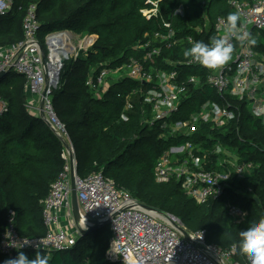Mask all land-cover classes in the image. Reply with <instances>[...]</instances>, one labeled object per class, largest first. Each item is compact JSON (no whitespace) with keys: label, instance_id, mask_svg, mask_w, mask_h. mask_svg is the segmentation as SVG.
<instances>
[{"label":"trees","instance_id":"1","mask_svg":"<svg viewBox=\"0 0 264 264\" xmlns=\"http://www.w3.org/2000/svg\"><path fill=\"white\" fill-rule=\"evenodd\" d=\"M230 1L14 0L13 9L0 16V47L22 40L23 19L31 4L37 5L38 36L44 47L46 35L52 31L68 29L78 35H96L91 47L81 50L77 58L65 60L60 87L52 94L57 118L74 150L77 174L85 177L102 171L140 203L172 213L192 231L205 230L208 242L224 249L236 245L240 250L239 231L264 217L263 122L251 115L245 101L231 99L238 104L237 118L226 126L200 121L190 135L169 127L198 113L208 100L222 101L207 81V71L202 66L183 63L190 58L184 57L183 52L192 46L190 38L206 44L212 37L219 38L217 18L227 19L229 13H236ZM152 2L158 3L157 13L145 16L143 10L152 9ZM166 23L171 24L175 36L162 41L156 34H169ZM199 27H203L202 31ZM147 41L151 48L162 47L145 63L146 71L153 75L152 82L145 83L126 74L103 91L97 92L87 85V80L104 68H119L131 59L142 60L146 50L137 49V45ZM256 47L264 50V33ZM172 72L176 73L178 83L193 75H199L200 82L190 87L181 108L166 119L165 125V120L152 119V106L144 99L159 83L160 73ZM25 81L23 75L15 72L0 81V98L9 105V111L0 115V240L11 218L22 236L39 237L46 233L43 201L67 163L63 138L45 117L30 110ZM128 105L132 107L127 108ZM189 141L201 158L204 155L199 148L211 149L221 143L236 150L238 162H252L255 167L242 178L233 177L221 197L197 203L179 181L162 183L155 177L158 157ZM180 156L185 157L186 153H171L173 161ZM204 166L225 168L212 167L209 159H205ZM228 203L246 210V218L236 223L229 216ZM96 232L89 235L91 238L80 237L73 247L65 250L0 253V264L15 258L18 252H24L29 259L41 252L48 256L49 264H127L106 259L110 229L98 236L94 235ZM235 259L247 263L241 250Z\"/></svg>","mask_w":264,"mask_h":264},{"label":"built area","instance_id":"2","mask_svg":"<svg viewBox=\"0 0 264 264\" xmlns=\"http://www.w3.org/2000/svg\"><path fill=\"white\" fill-rule=\"evenodd\" d=\"M152 9H145V16L157 13V2ZM14 0H0V16L8 14ZM231 7L239 15L237 35L250 34L256 43L249 44L247 39H237L227 31V19L218 17L216 32L225 37L233 46L231 59L222 66L208 69L189 58L183 63L202 66L207 71V81L222 97V101H206L198 113L189 119L178 120L169 126L173 131H183L190 135L195 132L199 122L212 123L216 127L228 125L237 118L238 104L231 99L245 101L251 115L264 124V50L256 44L264 33V0H231ZM169 34L157 33L162 41L174 37L170 23L165 24ZM40 23L37 17V5L31 4L23 19L22 40L0 47V73L15 72L25 77V90L31 111L40 114V102L43 98L45 119L59 136L68 138L64 126L57 118L52 102L53 91L58 88L64 61L77 58L80 51L87 50L96 41L94 36L85 37L80 44L74 43V34L68 29L52 31L46 35L44 47L39 40ZM59 32H67L61 45L54 39ZM88 41L87 44L85 42ZM193 44L196 41L192 38ZM58 42V41H57ZM168 46V44H166ZM137 49L146 50L142 60L131 59L119 68H104L96 77H90L87 85L97 92L108 89V79L112 74L127 70V76L152 82V73L146 71L145 63L158 54L162 47L151 48L150 41L137 45ZM46 62L44 63V56ZM59 55V64L56 56ZM8 74V75H9ZM176 73L161 74L159 83L154 85L145 96V102L151 104L154 120L171 118L181 108L184 96L200 82L199 75L190 76L187 81H175ZM230 98V99H228ZM132 107L128 105L127 108ZM9 111L8 103L0 98V115ZM128 120L126 114H122ZM167 125V121L165 122ZM188 128V131L184 129ZM65 138V139H66ZM71 144L70 140L67 139ZM218 146H223L221 143ZM194 145L189 141L181 147H172L162 153L155 165V177L158 182L176 180L181 183L185 193L197 203H206L224 195L233 177L242 178L252 171V162H237L232 167L225 164L223 169H208L205 159L193 155ZM171 153L185 157L172 160ZM67 160L63 172L51 186L43 201V223L46 233L39 237L22 236L16 229L13 218L0 240V253L13 254L24 250H65L73 247L82 237L81 229L92 220H110V241L106 259L112 263L127 264H241L235 256L240 251L236 245L224 249L210 243L206 231L190 230L178 217L169 212L147 209L127 190L119 188L114 179L102 171H94L85 177L77 174V161L74 158V175L77 188L81 219L76 221L72 211V171L70 155L66 148L63 154ZM71 215V229L63 225L64 214ZM229 216L240 223L247 212L241 206L228 203ZM13 215V212H12ZM180 228L185 229L186 238ZM242 253V252H241ZM246 255L247 263L252 264Z\"/></svg>","mask_w":264,"mask_h":264},{"label":"clouds","instance_id":"3","mask_svg":"<svg viewBox=\"0 0 264 264\" xmlns=\"http://www.w3.org/2000/svg\"><path fill=\"white\" fill-rule=\"evenodd\" d=\"M238 13H229L227 16V31L237 39H247L249 44H255L254 38L245 33L237 35ZM233 46L225 37H212L209 43L197 41L190 48L184 50V57L192 58L208 69H215L227 63L233 53ZM239 246L243 254H247L252 264H264V217L253 220L247 228L239 231ZM4 264H49L48 256L37 252L33 259H29L24 252H18L15 258L4 261Z\"/></svg>","mask_w":264,"mask_h":264},{"label":"rangeland","instance_id":"4","mask_svg":"<svg viewBox=\"0 0 264 264\" xmlns=\"http://www.w3.org/2000/svg\"><path fill=\"white\" fill-rule=\"evenodd\" d=\"M178 12H181V11L178 10ZM198 29L200 31H202L203 27H199ZM70 32H72L74 34L73 38H74L75 44H80V42H82L85 37L90 36V35H84V36L78 35L71 30H70ZM91 36H94V35H91ZM86 42H88V41H86ZM83 50H85V49H83ZM73 58H75V57H73ZM64 63H65V61H64ZM126 74H127V70H123L119 74H112L108 79L109 81H108L107 87H109L114 80L121 78L123 75H126ZM59 87H60V84L58 85V88ZM184 130L188 131V128H185ZM194 148L195 147H193L191 150L193 155H198L197 154L198 151H195ZM199 150L203 151L202 154L204 156L202 157V159H209V163L211 164L212 167H215V168H219L225 164H227L228 167H232L234 164H236L240 160L239 159L240 156H238L236 150L232 149V148L230 149L228 145H226L225 147L216 145L213 147L211 146V149L199 148ZM62 221H63V225L66 226V228L71 229V225H72V221H73L71 215H69L68 213L64 214ZM104 229H105V231H103ZM104 229L97 231L94 235L98 236L99 234L109 232V229H110L109 224L107 226H105ZM91 237H93V236H88L87 238H91ZM241 264H243V263H241ZM246 264H248V263H246Z\"/></svg>","mask_w":264,"mask_h":264},{"label":"water","instance_id":"5","mask_svg":"<svg viewBox=\"0 0 264 264\" xmlns=\"http://www.w3.org/2000/svg\"><path fill=\"white\" fill-rule=\"evenodd\" d=\"M94 38L96 40L97 36L94 35ZM43 57H44L43 60H44V63H45L46 62V57H45V55ZM8 74H9L8 72H1L0 73V81L2 79H4L5 77H7ZM40 115L45 117V111L43 109V98L41 99V102H40ZM47 122H48V120H47ZM48 124L51 125L50 122H48ZM61 137L63 138V140H64V142L66 144V148L69 151V155H70V165H71V171H72V195H71L72 201H71V203H72L73 216H74V219L76 221H80L81 213H80V206H79V202H78L77 188H76L75 175H74V158H75L74 150H73L72 145L70 143H68L67 139H65L64 136H61ZM141 204H142L143 207H145L147 209L156 210L153 207H150V206H148L146 204H143V203H141ZM109 222H110V220H106V221L92 220V221L88 222L85 225V227H83L81 229L82 236H85V237L89 236L90 234L96 232L97 230L107 226L109 224ZM180 230H181V232L183 233V235L186 238H189V234H188V232L185 229L180 228Z\"/></svg>","mask_w":264,"mask_h":264},{"label":"bare ground","instance_id":"6","mask_svg":"<svg viewBox=\"0 0 264 264\" xmlns=\"http://www.w3.org/2000/svg\"><path fill=\"white\" fill-rule=\"evenodd\" d=\"M68 37L67 36V32H59V33H56L54 35V39L56 41V44L58 43L59 45L62 44V42L65 41V38ZM58 41V42H57ZM88 42H85V44H87ZM57 58V63L59 64V55L56 56Z\"/></svg>","mask_w":264,"mask_h":264},{"label":"crops","instance_id":"7","mask_svg":"<svg viewBox=\"0 0 264 264\" xmlns=\"http://www.w3.org/2000/svg\"><path fill=\"white\" fill-rule=\"evenodd\" d=\"M253 171V170H252ZM251 172V171H250ZM250 172H248V173H250Z\"/></svg>","mask_w":264,"mask_h":264}]
</instances>
